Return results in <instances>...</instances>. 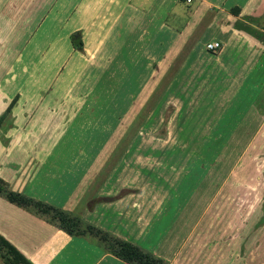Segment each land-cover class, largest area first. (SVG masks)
<instances>
[{"label": "rangeland", "instance_id": "rangeland-1", "mask_svg": "<svg viewBox=\"0 0 264 264\" xmlns=\"http://www.w3.org/2000/svg\"><path fill=\"white\" fill-rule=\"evenodd\" d=\"M196 1L182 0L172 28L180 31L181 15L192 14ZM226 2L220 18L240 15L264 31V0ZM20 11L3 20L11 38L26 13L33 14L21 4ZM154 29L153 41L135 34L139 47L126 48L104 68L94 52H71L68 31L60 32L56 46L42 45L35 31H27L20 46L0 39V151L9 154L0 165H15L18 180L37 177L54 193L58 179L65 184L70 178L75 189L85 183L73 206L61 210L102 234L150 249L167 264L168 251L180 249L190 228L189 250L200 251L199 235L207 242L200 258L208 260L205 253L221 249L217 227L227 225L231 208L239 219L251 213L253 225L264 223V73L227 80L217 58L221 48L209 53L205 41L181 48L173 32L158 22ZM197 34L190 39H200ZM168 38L176 43L171 48ZM110 49L113 58L117 48ZM259 49L252 54L264 68V46ZM187 55L193 57L186 62ZM8 185L16 192V184ZM0 212L6 215L8 207Z\"/></svg>", "mask_w": 264, "mask_h": 264}, {"label": "crops", "instance_id": "crops-1", "mask_svg": "<svg viewBox=\"0 0 264 264\" xmlns=\"http://www.w3.org/2000/svg\"><path fill=\"white\" fill-rule=\"evenodd\" d=\"M181 3L182 0H40V2L39 0H0V39L7 38V43L10 42L13 45L18 43L17 46H20L26 39L27 31H35L36 38L41 42L44 41L45 44L42 42V45L56 46L60 32L68 31L66 46L71 52L82 54L86 51V55H92L94 52L93 55L99 56L96 60L100 64L99 68H104V65L115 62L118 56L123 55L126 48L139 47L138 43H134L137 39L135 34L137 36L142 32L145 37L148 36L147 40L153 41L154 28L158 22L163 30L170 31V35L173 32L174 38H181L178 40L181 48H187V46L196 48L203 41L205 44L220 43L222 50L217 58L221 59V69L222 72H226L227 80L248 79L251 75L257 76L264 73V68H257L256 65L260 61L256 55L252 54L259 52V48L264 46V31L257 27L255 20L245 21L240 19V15L235 16L228 12L225 13L226 18H223L225 15L220 18L221 13L228 10L225 7L228 3L226 0H199L196 1L197 6L192 14L188 17L181 15V27L178 31L177 28L170 26V21L173 16H175L174 20L177 19L176 10L181 9ZM20 4L24 5L25 10L28 9L30 13L39 15L26 13L24 19L22 18L23 25L18 29L15 37L11 38L5 27L2 28L3 20L7 17L12 20L20 15ZM250 14L253 15V13ZM199 27L203 29V32L202 29L200 32L194 31ZM192 33L197 34L198 37L200 34L202 36L193 41L190 39ZM71 37H74L76 42L82 43L81 49L73 47ZM170 39L168 38L165 44L169 48L176 44L172 43L174 39ZM111 47L117 48L113 58L107 57ZM235 47L244 48V50L236 49L235 51ZM68 48H66L67 51ZM230 48L234 49V52L225 58L224 54H227ZM52 57L55 58V56ZM192 57L193 55H187L186 62ZM54 58L52 59L55 60ZM54 104L57 107L60 105ZM220 108L225 109V104ZM8 157L7 152L0 151V158ZM14 167L16 166L1 163L0 178L11 185L16 184L14 187L16 192L51 206L60 209L72 207L77 200L76 194L85 191L82 189L85 183H79L81 187L75 189L77 184L70 186L68 182L70 178H64L65 184L57 180L55 186L58 193H54L53 191H56L54 188L43 189L42 181H39L37 177L29 178L27 174L25 178L21 176L18 180ZM55 171L59 169L56 168ZM40 182L41 185H39ZM35 185L40 187L34 190ZM230 186L233 190L237 188L236 185ZM4 201L5 199L0 197V208L8 207L6 215L0 212V235L32 264H126L107 253L96 240L90 237L70 236L54 224L5 201L6 204ZM235 211L233 208L228 210L227 225L223 223L217 227L218 239L214 241H217L216 246L218 245L221 249L205 253L209 256L208 260L205 256L200 258L201 251L203 255L206 252L207 242H202L199 235L195 240L200 251L196 248L195 255L192 250H189L193 244L188 242L191 239L188 236L190 228H186L184 237L182 236L179 242L180 249H176L177 244L172 251H168L173 254L170 264L173 262L177 264L175 262L177 256L180 259L178 264H194L195 261L198 264H201V261L210 264H264V223L253 225L256 223V218H252L251 213L239 219ZM202 212L195 220L197 225L203 217ZM261 219L263 218L260 216V222ZM236 220L241 221V224L237 226ZM151 239L154 240V237L151 236ZM202 240L205 238L202 237ZM214 241L212 247L215 245ZM137 245H142V242L138 241ZM209 246L211 245L208 244V248ZM147 252L152 253L150 249ZM165 258L169 259L167 256ZM0 264H4L1 259Z\"/></svg>", "mask_w": 264, "mask_h": 264}, {"label": "trees", "instance_id": "trees-1", "mask_svg": "<svg viewBox=\"0 0 264 264\" xmlns=\"http://www.w3.org/2000/svg\"><path fill=\"white\" fill-rule=\"evenodd\" d=\"M71 43L75 49H81L82 47V43L80 41L76 42L74 37H71ZM0 197L50 224H54L70 236L90 237L96 240L107 253L126 264H167L165 261L153 256L152 253L143 251L139 246L108 234H102L89 224H83L79 216L34 200L22 193L11 191L8 183L2 178H0ZM0 259L4 264H32L1 235Z\"/></svg>", "mask_w": 264, "mask_h": 264}, {"label": "built area", "instance_id": "built-area-1", "mask_svg": "<svg viewBox=\"0 0 264 264\" xmlns=\"http://www.w3.org/2000/svg\"><path fill=\"white\" fill-rule=\"evenodd\" d=\"M187 2H189L190 0H186ZM221 45L218 42H211V43H207L205 45V50L209 53H214L217 50H220Z\"/></svg>", "mask_w": 264, "mask_h": 264}]
</instances>
